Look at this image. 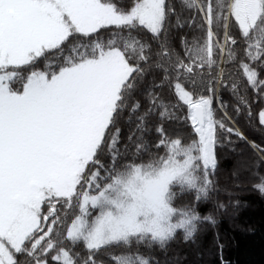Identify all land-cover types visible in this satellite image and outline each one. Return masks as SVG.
I'll return each mask as SVG.
<instances>
[{
  "label": "snow or ice",
  "instance_id": "6c2138e0",
  "mask_svg": "<svg viewBox=\"0 0 264 264\" xmlns=\"http://www.w3.org/2000/svg\"><path fill=\"white\" fill-rule=\"evenodd\" d=\"M244 121L264 132V0H0V264H175L156 251L237 181L264 195Z\"/></svg>",
  "mask_w": 264,
  "mask_h": 264
},
{
  "label": "trees",
  "instance_id": "16d2710c",
  "mask_svg": "<svg viewBox=\"0 0 264 264\" xmlns=\"http://www.w3.org/2000/svg\"><path fill=\"white\" fill-rule=\"evenodd\" d=\"M229 99V94H224ZM249 138L257 140L264 137V132L259 128H250L247 122H243ZM219 183L221 185H232L237 178L233 175V159L240 160V163L247 170V154L239 141H234L233 146H225L219 152ZM247 172L240 174L245 178ZM236 186L242 190L235 193L238 198L235 221L229 222L225 218L227 212L220 210L216 214V223L205 224L200 228L194 240L174 242L168 251H156V256L161 261L169 260L175 264H264V195L252 190L250 185L243 184ZM220 199L225 204L230 201L226 193H221ZM201 214H208L213 211L212 203H204L200 206Z\"/></svg>",
  "mask_w": 264,
  "mask_h": 264
},
{
  "label": "rangeland",
  "instance_id": "374dc122",
  "mask_svg": "<svg viewBox=\"0 0 264 264\" xmlns=\"http://www.w3.org/2000/svg\"><path fill=\"white\" fill-rule=\"evenodd\" d=\"M233 164H234V166H233V169H237V168H239V170H240V174L242 173V172H247V170L243 167V165L240 163V160L238 161V160H234L233 159ZM239 186H243V184H239ZM231 208V207H230ZM237 211L238 210H234V209H230V211L228 212V213H226L225 214V218H227L228 220L230 219V221L229 222H233V221H235V218H236V216H237Z\"/></svg>",
  "mask_w": 264,
  "mask_h": 264
}]
</instances>
